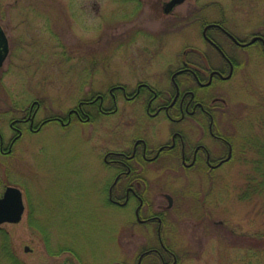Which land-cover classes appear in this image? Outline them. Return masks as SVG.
Wrapping results in <instances>:
<instances>
[{
	"label": "rangeland",
	"instance_id": "obj_1",
	"mask_svg": "<svg viewBox=\"0 0 264 264\" xmlns=\"http://www.w3.org/2000/svg\"><path fill=\"white\" fill-rule=\"evenodd\" d=\"M161 1L168 0H0L12 47L0 69L6 139L22 105L40 104L36 122L98 96L105 110L115 109L114 96L118 106L103 115L99 101L87 108L91 122L75 119L67 130L47 121L40 132L27 131L15 156H0V196L18 187L26 206L20 223L0 225V264H70L69 256L77 264H136L145 248H160L156 222L139 224L136 207L109 204L106 168L95 155L123 148L143 115L119 86L128 94L139 82L169 86L164 75L184 53L196 60L198 51L212 52L202 32L216 18H227L240 39L264 34V0H187L158 20ZM148 21H155L152 32ZM219 45L237 62L233 78L219 82L218 131L236 142L234 158L210 172L154 168L147 173L150 199L157 211L168 206L163 194L175 198L162 237L176 264H264V55L261 44L242 48L221 37ZM162 124L157 137L167 133ZM214 150L216 159L227 154L219 142Z\"/></svg>",
	"mask_w": 264,
	"mask_h": 264
},
{
	"label": "flooded vegetation",
	"instance_id": "obj_2",
	"mask_svg": "<svg viewBox=\"0 0 264 264\" xmlns=\"http://www.w3.org/2000/svg\"><path fill=\"white\" fill-rule=\"evenodd\" d=\"M170 1H161L157 10L158 20L172 15L176 8L184 4L169 10ZM140 6L139 4L137 9ZM84 13L85 17L90 15L87 9ZM74 17L76 19L77 15ZM225 23L227 18L222 20L216 18L215 22L204 23L202 36L212 52L198 51L195 55L196 60L190 59L184 53L175 69L171 67L164 75H169V86L154 87L149 83L139 82L131 94H128L126 87L119 86L126 103L137 104L142 109L143 115L134 122L135 133L131 140H125L126 144L123 148L107 149L95 155H99L106 168L105 194L109 204L123 209L136 207L134 214L139 224L153 222L158 224L157 235L160 248H145L136 264H168L165 254L173 258L171 264H176L178 261L162 237L166 212L173 207L175 198L168 193L163 194L168 201V206L160 205L155 211L156 207L152 205L153 201L150 199L153 189L150 187L147 173L154 168L173 170L174 166L176 168L179 166V169L183 171L210 172L228 165L234 158L236 142L232 137H227L218 131V114L222 100L219 95V84L233 78L237 62L219 45V39L227 38L242 48L261 44L264 55L262 41L264 34H254L252 39L257 37L260 39L248 45L252 39L249 41L240 39L227 29ZM151 24L149 22L147 28H150L152 32L155 29L153 27L155 21H151ZM0 27L4 30L1 24ZM6 30L5 27L4 33L9 48L7 60L12 47ZM167 34L168 31H165L163 38ZM161 38L162 36L155 37L156 42H162ZM99 101L98 107L103 115H111L118 109L116 96L113 100L115 109L112 111L103 108L104 97L98 96L92 101H80L78 107L71 109L66 116L57 115L51 119L36 122L40 104L33 103L29 109L24 108L23 105L20 106L21 115L10 121L9 138L6 139L0 130V156L10 158L15 156L18 145L27 131L38 133L47 121L56 123L66 130L72 126L75 119L82 124L91 122L92 117L87 108L94 107ZM35 104L37 108L34 110ZM160 124L167 129L165 137L160 133L158 137L156 135ZM191 129L194 130V137H191L192 134L189 132ZM197 132L200 135L196 138ZM216 142L227 149L226 156L219 159L215 156ZM169 161H175L176 164H171ZM9 166L8 169H11V165ZM68 262L77 264L74 257L70 256Z\"/></svg>",
	"mask_w": 264,
	"mask_h": 264
},
{
	"label": "water",
	"instance_id": "obj_3",
	"mask_svg": "<svg viewBox=\"0 0 264 264\" xmlns=\"http://www.w3.org/2000/svg\"><path fill=\"white\" fill-rule=\"evenodd\" d=\"M186 0H171L168 8L173 9L175 6L183 4ZM260 38H253L249 44L255 43ZM263 43L264 40L262 39ZM9 52L7 37L0 27V67L3 65ZM25 205L23 195L20 189L8 187L2 197H0V225L4 223H19L22 220ZM26 251H29L26 248Z\"/></svg>",
	"mask_w": 264,
	"mask_h": 264
},
{
	"label": "trees",
	"instance_id": "obj_4",
	"mask_svg": "<svg viewBox=\"0 0 264 264\" xmlns=\"http://www.w3.org/2000/svg\"><path fill=\"white\" fill-rule=\"evenodd\" d=\"M246 133V132H245ZM245 198L246 197H248L249 196V194L248 193H246L245 195ZM5 242H7V241H5ZM3 243V244H5L4 246H5V248H4V251H6V257H7V259L8 260H10V262H15V260H14V257L12 256V254H11V250H10V246L8 247V245L6 244V243ZM5 254V253H4ZM15 264V263H14Z\"/></svg>",
	"mask_w": 264,
	"mask_h": 264
}]
</instances>
